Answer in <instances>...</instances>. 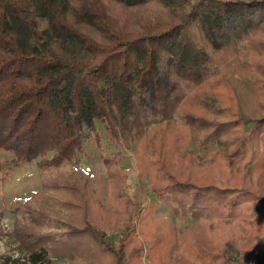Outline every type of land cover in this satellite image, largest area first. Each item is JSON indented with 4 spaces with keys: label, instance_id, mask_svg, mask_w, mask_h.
Returning a JSON list of instances; mask_svg holds the SVG:
<instances>
[{
    "label": "trees",
    "instance_id": "trees-1",
    "mask_svg": "<svg viewBox=\"0 0 264 264\" xmlns=\"http://www.w3.org/2000/svg\"><path fill=\"white\" fill-rule=\"evenodd\" d=\"M240 44L243 68L264 89V0H0V150L48 173L39 192L14 203L22 218L9 236L26 260L0 264H169L156 240L145 245L137 234L138 201L124 194L121 169V148L167 122L196 152L137 163L153 197L193 220L175 230L173 256L179 264L244 263L264 235L256 171L264 173V117L246 121L215 70L242 57ZM87 138L106 169L105 220L83 177L60 171ZM48 192L70 212L60 231L42 230ZM5 210L0 201V218Z\"/></svg>",
    "mask_w": 264,
    "mask_h": 264
},
{
    "label": "rangeland",
    "instance_id": "rangeland-1",
    "mask_svg": "<svg viewBox=\"0 0 264 264\" xmlns=\"http://www.w3.org/2000/svg\"><path fill=\"white\" fill-rule=\"evenodd\" d=\"M242 48V57L232 58L227 63L219 65L215 70L227 81L237 101V110L246 121L253 122L264 117V89L255 81L256 75L243 68L246 59L245 46ZM259 72L264 74V65L259 66ZM227 118L225 113L221 114ZM101 131L102 125L98 124ZM176 128L167 123H157L147 129L144 136L138 142L132 143L128 148H121L124 160L121 169L126 171L124 194L138 201L137 234L147 245L149 240H156L165 263L179 264V259L173 256L174 244L171 238L175 230L185 224H192L193 220L188 214L185 218H177L171 208L158 202L150 190L151 178L148 171H141L137 160L140 156L167 158L173 160V156L183 155L185 151L196 152L194 147H186L184 142L175 136ZM176 162V161H175ZM60 171L69 172L83 177L86 182V190L96 201V214L100 220L108 219L111 212V201L108 196L106 169L100 158L98 149L92 138L84 141L83 151L78 153L74 160ZM255 171V166H247V174ZM259 174L260 187L264 194V173L262 169L256 170ZM47 172H40L36 162L19 163L9 152L0 150V201L5 204L6 210L0 218V260L4 256L21 258L26 260L28 254L18 247V243L9 236L12 230L13 220L22 218L21 212H15V202H23L34 192L40 191V185ZM37 208H40L35 204ZM153 206L150 213L149 208ZM146 210L144 211V209ZM43 210L48 214L47 223L43 226L44 232L60 231L69 220L70 212L60 204V195L48 192L43 202ZM258 210L264 219V200L258 203ZM141 219V222H140ZM140 222V223H139ZM112 242L116 243V236L108 231ZM260 244L257 251L251 252L242 264H258L255 254L260 253L264 258V235L259 238ZM53 264H83L82 262H70L64 259H54Z\"/></svg>",
    "mask_w": 264,
    "mask_h": 264
}]
</instances>
